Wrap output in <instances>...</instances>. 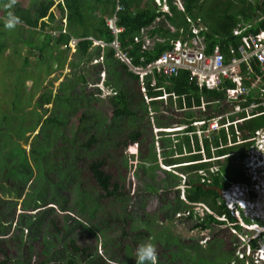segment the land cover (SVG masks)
I'll list each match as a JSON object with an SVG mask.
<instances>
[{
  "label": "trees",
  "instance_id": "obj_1",
  "mask_svg": "<svg viewBox=\"0 0 264 264\" xmlns=\"http://www.w3.org/2000/svg\"><path fill=\"white\" fill-rule=\"evenodd\" d=\"M164 1L167 10H164L161 5H157L154 0H31L26 7L15 3L13 14L19 20L25 21L26 26L49 27L46 31L43 29L39 31L41 40L39 43H33V38L30 36L22 37L30 49L29 53L36 55L38 59L46 57V48L52 55L51 52L55 47L59 48L60 45L68 47L69 35L81 37L76 43L75 50L71 53L72 57L69 61L71 73L60 82L53 100H50L51 107L49 109L42 107L43 113L49 112L48 115L44 117L43 113L38 112L36 117L32 118L34 121L31 128L33 132L29 133H33V139L29 153L26 154L25 149L19 148L18 145L16 148H11L15 152L14 155L9 154L5 148L0 151L1 158L5 162L10 159L11 165H13L9 167L13 173L12 178L22 177L20 184L16 185L10 181L8 183L11 185L5 188L12 194L14 199L12 201L17 202L18 198L23 197L22 211L14 222V226H20L19 231L23 238L20 236L17 239V236L11 233L7 237L13 241L19 251L16 256L20 259V264H31L34 240L42 255L36 264H50L54 259L56 262L54 264H135L126 251H132L134 248L132 245H128V241L130 243L137 242V237L146 236L147 231L132 230L129 233L126 230V228L130 230L132 227V216L127 211L130 196L122 190L119 181L113 179L112 174L105 170L109 164L102 157L81 162L77 154L80 150H84L86 151L85 156L89 157L103 151L112 159L118 149L121 156H124L126 153L124 150L128 144L139 143L145 138L144 131L150 125L149 113L151 111L153 112V122L157 127H168L171 124L170 121L164 122L163 118H173L174 116H178L176 119L178 124L186 125L180 131L182 134H178L179 132L176 131L169 135L163 129L158 130L163 155L162 162L168 165L172 164V169L160 168L165 176L156 182L160 183L162 187L166 186V190H169L180 181V177L174 176L173 172L186 173V184L191 185H187L185 188L187 201L204 202L214 213L226 215L230 222L234 220L228 214L224 203L219 201L220 197L217 191L211 188L205 189L203 186L213 185L225 189L231 182L249 184V177L233 161L235 156L225 157L215 162L199 161L187 166H177V164L186 161L185 159L200 160L202 151L211 158L213 153L210 149L211 144L218 145L219 141L226 143V135L222 129L218 135L212 134L211 142H209L211 140L209 137H204L203 144L200 146L195 126L191 123L196 117L204 120L212 116L213 113L204 116L206 112L201 111L199 106L201 100L206 102L205 107L207 108L210 106L207 102H215L218 99L219 101L215 104H219L224 96V90L222 88L198 87L190 79L187 69H180L176 75L172 76H166L161 71L157 73L153 70L144 75L141 82L136 73L114 57V51L110 46L93 44V40L109 43L114 39V34L106 25V18L115 14V23L122 26V31L117 33L116 39L120 41L122 49L127 50L131 62L135 65H144L158 57L163 51L170 50L172 48L169 43L170 39L189 42L193 35V28H197L198 35L203 36L206 53L212 52L213 48L218 46L223 54H228L230 48L241 43L242 35L248 32L256 33L259 29L264 28V0H181V8L178 7L175 0ZM0 2L5 8L8 0H0ZM118 2L122 8L116 10ZM53 5L55 10L51 9ZM5 9L7 10V8ZM21 9H26L28 16H24L20 12ZM6 10L4 14H6ZM63 18L66 19L67 32L59 30L62 28ZM2 24L0 21V26ZM23 26L25 25L23 24ZM237 26L241 28L247 26V29L244 28L245 30L234 34L233 29ZM30 27L27 26V30H31ZM143 28L146 35L152 39V45L148 49H142L141 42L134 41V37L139 36V31ZM50 29L55 30L50 31ZM56 29H58V33ZM90 36L92 38H89ZM5 44L0 42V53L4 51ZM99 57L101 60L98 59ZM92 60L95 61L92 62ZM23 63L24 65L30 63L27 55L24 57ZM56 66H62V62L58 61ZM101 71L104 73L102 83L111 90L107 99L115 111L89 115L85 109L97 100L96 94L99 93V88L97 85H93V91L88 94L86 91L88 80L85 74L91 79H95L94 81H98ZM225 85L229 86L231 82L226 80ZM55 99L61 102L53 104ZM47 100L43 102L46 103ZM163 100L167 101L163 103ZM249 100L251 101V98ZM224 106L226 105L224 104ZM163 107L168 110L167 116L161 112ZM207 112L209 113V111ZM240 114L243 113L240 112ZM72 117L76 118V125L66 131L65 127ZM122 121L124 122L122 123ZM41 122H43V126L36 133V127ZM206 125L207 123H204L201 128H206ZM260 126H264V114L250 117L241 129L250 131ZM230 127L232 128V126ZM54 129L57 131L56 150L59 151L55 158H58L59 166H57L55 177L46 168L43 173L38 175L33 170L31 163L40 161V155L49 153L47 148L50 146V141L53 140L52 131ZM162 134L167 135L162 136ZM243 135L245 136V134ZM92 148L96 150L91 151ZM200 148H202L201 153L198 151ZM234 149L236 156L242 158L244 150L241 145L218 148L215 153L220 155L224 151L231 152ZM184 150L186 153H182ZM146 156H142V150L139 151V161L135 164L134 169L135 176L142 183L140 187H137L141 199L153 194L157 189L154 168H158V164L156 161L149 163L151 159ZM214 163L218 164V168L215 171H210L209 166ZM123 166H127V155L123 158ZM198 170L206 173L204 179L207 181L200 182L203 176L197 172ZM85 171L90 173L95 190L89 191L85 187L87 184V180L83 178ZM6 172L5 168L4 173L6 174ZM41 175H43L44 183L39 185L40 188L38 186V192L35 194L29 192L28 188L32 186L34 176ZM171 176L176 179L171 180ZM164 190L162 189V192ZM71 194L72 199L70 198ZM82 196L89 198L93 203L88 211V218L84 220L80 219L84 211ZM49 203L58 204L59 212L57 213L64 214V217H59L58 214L52 212L53 206L47 205ZM66 203L70 204L72 209ZM15 204L10 207L11 210L4 218L13 221ZM141 205L143 206L144 202H141ZM186 209L190 210L189 214L179 216V219L188 221L190 229L205 230L213 225L224 223L208 213L202 217L195 216L190 206L179 198L178 192L171 201L164 202L161 199L160 210L163 211L164 218ZM69 211H76L81 216L75 214L73 217L68 213ZM100 211L103 213V218L96 219ZM1 214L3 215V212ZM57 217L60 221L56 219ZM233 228L245 232V229L242 230L239 224H233ZM71 229L74 230V234L77 231H85L87 237L99 239L104 254L92 253V248L89 246L79 247L76 244V239L82 237L80 235L67 240ZM24 232H26L25 235ZM7 233L8 230L0 229V235ZM162 242L164 241L162 240ZM165 242L166 250L172 249L170 246L175 244L177 248L183 247L176 237ZM210 244L207 245V248ZM58 246L64 247L60 253L56 250ZM255 246L256 241L251 240V247L255 248ZM67 247H70L74 253H71ZM194 250L197 252V248ZM0 251L5 254L3 249L0 248ZM169 251L171 253V250ZM163 256L160 254L157 259H162ZM176 256L178 255L176 254ZM181 257L184 259L182 255ZM201 257V252H199L194 263L191 262V264H206ZM5 259L7 260L6 256ZM172 260L173 258L169 261L165 260L163 264H170L169 262ZM161 263L160 260H157V264ZM217 263L222 264L223 262L217 261Z\"/></svg>",
  "mask_w": 264,
  "mask_h": 264
},
{
  "label": "rangeland",
  "instance_id": "obj_2",
  "mask_svg": "<svg viewBox=\"0 0 264 264\" xmlns=\"http://www.w3.org/2000/svg\"><path fill=\"white\" fill-rule=\"evenodd\" d=\"M30 1L31 0H16V4L21 7H26V5L30 3ZM7 3H9V0ZM15 6L16 5H14L11 9L6 10L5 8H3V4L0 2V21H2V23L6 18L8 11H11L13 13V8ZM5 10L6 14H4ZM21 10L22 11L20 12H22L24 16H28V12L26 11V9ZM164 10H166V8ZM24 22L25 21L19 20L17 26L11 30L5 29L4 23L0 26V42L6 43L4 46V51L0 53V151H3L5 148L6 151L9 152V154L11 153L12 155H14L15 152L11 148H16V145H18L19 148L21 147L25 149L26 154L29 153L31 141L33 139V133H29L33 132L31 129L34 122L32 118H35L36 113L38 112L43 113L42 107H46L48 109L51 107L52 103L50 102V100H53L54 94L56 93L60 82L63 81L64 78L71 73L69 61L72 57L71 53L74 50L72 45H69V49L68 47H65L63 45H60V47L58 48V46L56 45L57 47H55V49H53L51 52L52 55H50V50L46 48V57L44 59H38L36 55L29 53L30 49L26 42L22 39V37L30 36L33 38V43H39L41 41L39 31L41 29H43V31H46L49 29V27H42L39 25H37L36 27H30L29 25H27L31 29L27 30L28 28H26L27 26ZM23 24L26 27L23 26ZM244 28L247 29V26H245ZM244 28L237 26L233 29V31H238L239 33L245 30ZM18 33L22 34L17 36L16 34ZM248 33L244 35H247ZM26 55L29 57L31 64L29 63L27 65H24L23 59ZM229 59H231V57ZM58 61L62 62V66H56ZM94 61L95 60H92V62ZM85 76L88 80V84L86 87V91L88 94L93 91V85H97V87L99 88V93L96 94L97 100L91 103V105H89L87 109H85L87 114H105L111 113V111H115L112 109V106L107 99V95L111 93V90L102 83V79L104 78L103 71L100 72L98 81H94L95 79H91L86 74ZM140 89L143 92L142 88ZM39 97H41V99H39ZM46 99L48 100L46 103H44L43 101H45ZM166 101L167 100H163V103H165ZM60 102L61 101L55 99L53 104H57ZM209 103L215 108L224 105L221 102H219V104H215L214 102ZM222 108L226 107L223 106ZM228 108L229 110L227 112H230L232 108ZM204 110H206V108L202 107L201 111ZM161 112L164 116H167L169 114L168 110L165 107H163ZM48 113L49 112H44L43 116H47ZM149 114L151 117L150 125L144 131L145 138H143L139 143L134 142L128 144L126 149L124 150V152H126L124 156L127 155L126 167L123 166L124 156H121V153L120 151H118V149L116 150L115 155L112 159H110L111 157L108 156V154L103 153V151L89 157L85 156L86 151L84 150H80L77 154L81 162L95 160L98 157H102L109 164L108 167H105V170L112 174L113 179L119 181L122 190L126 194H128V196H130L127 211L132 216V227H130V230H128L127 228L126 230L129 233L132 230L147 231L146 236L137 237V242L130 243L128 241V245H132V247H134L132 251L125 249L130 254V259L132 261H135V252L138 245L142 243H152L156 247L157 256L160 254L164 255L162 259H157L162 262L161 264H163V261H169L172 258L173 260L169 262L170 264H191V262L194 263L199 252H201L202 255L201 259H203L206 264H218L217 261L223 262L222 264H230L231 262L232 264L243 263L242 260L236 258L238 257V253L243 251L244 249L242 245V237H244V234L239 231L233 232L231 228H229L230 225H213L205 230L190 229V227H188V221L179 219V216H182L179 215L181 213L179 211L166 218L163 217V211L160 210L161 199H163L164 202L166 200L171 201L173 200L176 193L173 188L166 190V186L162 187L160 183L156 182L159 181L161 177L165 176L164 173L160 170V168H165V164L162 162L163 155L161 153L158 130L163 129L166 133H169V135H172L173 132L176 131L179 132L178 134H182L180 133V129H183L186 126L184 124H178L176 122L178 116H174L173 118H163L165 119L164 122L170 121L171 124L168 127H157L153 122V112L151 111ZM208 114L209 113L206 112L204 116H207ZM218 114L219 113L213 111V115L207 118L208 122L206 128L204 129L201 128L200 124V121L202 120L198 119L197 117L195 118V121L192 122V124L195 126L197 139L200 145L203 144L204 137H209V139H211L209 142H211L213 137L212 134L218 135L219 132L224 129V134L226 135V143L219 141L218 145L211 144L210 149L213 152L214 148H222L226 144L232 145V142L236 139V136L232 128L230 127L231 125L228 126L227 130L223 127L219 130L207 129L208 123H210L212 118H214ZM223 119H225V117H222L220 121L223 122ZM123 122L124 121H122V123ZM75 125L76 118L72 117L68 121L65 130L69 131L70 129L75 127ZM42 126L43 122H41L36 127V133L41 129ZM52 133L53 140L50 141V146H48L47 148L49 153L43 154L42 156L40 155V161L31 163L33 170L36 171L38 175L43 173L44 168H46V170L51 172L53 174V177H55L57 166H59V162L57 161L58 158H55L56 153L59 152L58 150H56L57 147L55 143L57 131L54 129ZM165 135L167 134H162V136ZM113 141H115V139H113ZM94 150L96 149H91V151ZM140 150H142V156L147 155L148 157H150L151 161L149 163H154L153 161H156L158 164V168H154V179L157 183L156 192L145 196V198L143 199L140 198L137 191V187H140L142 183L140 179L137 178L134 174L135 164L139 161ZM213 154H215V152ZM44 161H46V163H44ZM12 166L13 165H11L10 159L5 162L0 156V221H2L0 222V229L8 230L7 234L0 235V238L2 239V241L0 242V248L5 251V254L0 251V264H20V259H18L16 256L18 255L19 251L16 245L13 244V241L7 238L10 233L16 235L17 239L20 236L21 238H23V235L20 234L19 231L20 226H14L17 215L22 211L21 201L23 197L18 198L17 202H14L12 201L14 200L12 194H10L5 189L6 187H9L11 185V183H8L10 181H12V183H15L16 185L20 184L22 181V177L17 176L12 178L13 173L9 169V167ZM5 168L7 169L6 174L4 173ZM174 174V176H176L177 172L174 171ZM174 176H171L170 179H176V177ZM183 177L184 175H181L180 183L182 182ZM83 178L87 180V184H84L85 187H87V190H95L94 186L92 185L94 184V181L91 179L90 173L88 171H85ZM41 183H44L43 175L39 177L34 176L33 184L28 188L29 192H32L33 194L38 192L37 188ZM181 188L182 186L180 185L179 198L182 192ZM162 189H165L164 192H162ZM72 197L73 196L71 194L70 198L72 199ZM81 199L84 205V211L83 216L80 217V219L84 220L85 218H88V211L93 206V203L89 198H86L84 196H82ZM141 202H144L143 206L141 205ZM14 203H16L13 209L15 215L13 221H10L9 219H6L4 217L7 215L8 211L11 210L10 207ZM47 205L53 206L52 212L58 214V204L49 203ZM68 206L70 207V204ZM2 212L3 215L1 214ZM73 212L69 211L68 213L73 217H75V214L81 216L76 211ZM58 215L59 217H64V214ZM102 218L103 213L102 211H100L96 219ZM56 219L60 221L58 217ZM71 230L70 235L69 233L67 235V240H69L70 238H77L80 235L82 237L76 239V244L79 245V247L83 245L89 246L92 248V253H97L98 255L104 254V249L101 247V242L99 239L95 240L91 237H87L85 231H77L76 234H74V230ZM25 233L26 232H24V235ZM174 237L179 239V242L183 247L177 248L175 244L174 246H170V248L172 249L166 250L165 241L169 242V240H173ZM245 239L248 240L247 238ZM262 239H264V237H262ZM162 240L164 242H162ZM212 240L214 241L211 242ZM208 244H210V246L207 248ZM32 245L34 250L31 252L30 260L31 264H36L40 261L42 255L35 240ZM263 245L264 243H261V245L259 246V251L256 250L251 252L250 255H248V258L244 260V262L247 261V263L243 264H249V262H252V257H254V259H261L262 257H264ZM247 247L248 246H246V249ZM63 248V246H58L56 250L58 253H60ZM195 248H197V252L194 250ZM67 249L70 250V247H67ZM169 250H171V253ZM70 252L74 253L71 250ZM172 254L174 257L172 256ZM176 254L178 256H176ZM181 255L184 257V259L181 257ZM5 256L7 257V260H4ZM52 261L53 262H51L50 264L56 263L55 259ZM261 264H264V261Z\"/></svg>",
  "mask_w": 264,
  "mask_h": 264
},
{
  "label": "built area",
  "instance_id": "obj_3",
  "mask_svg": "<svg viewBox=\"0 0 264 264\" xmlns=\"http://www.w3.org/2000/svg\"><path fill=\"white\" fill-rule=\"evenodd\" d=\"M176 4L179 8L182 7L180 0H177ZM118 8H120L119 5L117 6V9ZM115 21V14L107 19V24L115 36L114 39L106 45L113 49V55L117 60L125 63L131 71L139 75L140 81H142L143 75L152 72L153 70L157 73L161 71L166 76H172L176 75L180 69H187L189 71L190 79L199 87H205L208 89L217 87L224 77L237 83L235 86L227 87L225 102H221L222 104L225 103L227 105L232 104L231 111L218 114L212 118L211 122L208 123L207 129L219 130L223 127L227 130L228 126L233 123V131L236 136L235 144L243 145L244 157L241 162L246 175L249 177V184L239 182L234 184L233 187L238 189L246 199H254L255 203L252 204L259 207L260 201L264 203V196H262V200L255 197L256 190H260V187L258 182L254 181L257 172L261 171V168L264 170V128H257L247 137H242V131L238 128V125L235 124L238 123L240 125L248 115L246 117H243V115L235 118V120H228L225 122H221L220 119L222 117L227 118L233 112L245 111V113H248L251 111L248 106L243 105V102L245 101L244 96L254 86L260 85V94L257 95V99H263L264 97L262 95L264 87L261 86L262 81L260 77H257L253 83L251 82L247 85L243 80L249 79L248 73L244 77L237 76V70L235 67V64L240 61L246 64L256 62L258 70L264 76V30L256 33H248L247 35L242 36L241 43L230 49L231 56H233L226 64L224 63V54L220 52L218 47H215L211 53H206L203 36H199V30L193 28V35L190 37L189 42H182L180 39H170L169 43L172 46L170 50L163 51L156 59L147 62L144 65H135L131 62L127 50H123L120 41L116 39V33L122 28L116 26ZM139 32V36H135L134 41L141 42L142 49L150 48L152 45V39L146 35L144 28ZM233 33L238 34V31H233ZM77 40L78 38L71 37L70 45L74 47ZM140 59L142 60V57H140ZM260 103L264 105V101L254 102L250 104V107L254 108ZM261 181V186H264V178ZM231 193L234 194L233 191H231ZM262 209L264 211V207H262ZM249 238L250 237H247L248 240ZM248 240L245 239L246 242ZM246 246L248 247L245 253L242 251L238 253L239 257L244 258L246 254L250 255L253 251H259V246H257L255 250H253L249 244H246ZM262 258L264 259V257ZM254 263L259 264V260L255 258Z\"/></svg>",
  "mask_w": 264,
  "mask_h": 264
},
{
  "label": "clouds",
  "instance_id": "obj_4",
  "mask_svg": "<svg viewBox=\"0 0 264 264\" xmlns=\"http://www.w3.org/2000/svg\"><path fill=\"white\" fill-rule=\"evenodd\" d=\"M155 1V3L157 4V5H161L162 7H163V9H165L166 8V10H167V5L165 4V1L164 0H154ZM177 0H175V2H176ZM181 1V0H180ZM15 3H16V0H9V3H7L6 5H5V8H7V9H11L14 5H15ZM120 6V8H118V9H121L122 8V6L119 4V2L117 3V5H116V10H117V6ZM181 6H182V2H181ZM53 8V10H54V5L51 7V9ZM55 16L56 17H58L57 16V14H55ZM112 17V16H111ZM110 18V17H109ZM107 19L108 18H106V25H107V27L109 28V26H108V24H107ZM3 23H4V28L5 29H9V30H11V29H14L16 26H17V24L19 23V19H18V17H16L11 11H8V13H7V16H6V18L4 19V21H3ZM66 19L65 18H63L62 19V28L61 29H59V30H61V31H63V32H67V29H66ZM116 26H118V27H121L122 28V26H119V25H117L116 24ZM53 30H55V29H50V31H53ZM109 30L111 31V29L109 28ZM120 31H122V29L120 30ZM119 31V32H120ZM56 32L58 33V29H56ZM112 33V32H111ZM118 33V32H117ZM116 33V34H117ZM114 34V33H113ZM70 37H69V40H68V49L70 48L69 47V45H70V39H71V37H76V36H73V35H69ZM114 36H115V34H114ZM76 38H78V40L79 39H81V37H76ZM89 38H92L91 36L89 37ZM204 39V38H203ZM77 40V41H78ZM241 42V41H240ZM77 43V42H76ZM93 44H101L102 46L103 45H106L107 43H104V42H102V41H100V40H93ZM215 47H218V46H215ZM214 47V48H215ZM74 50H75V48H76V44L74 45ZM213 48V49H214ZM219 48V47H218ZM231 49V48H230ZM230 49H229V51H228V54H224L223 56H224V63L226 64V63H228L229 62V58L228 59H226L225 57H232L231 56V53H230ZM73 50V51H74ZM220 50V49H219ZM220 52H222L221 50H220ZM211 53V52H210ZM157 58V57H156ZM155 58V59H156ZM99 60H101V57H99L98 58ZM96 60V59H95ZM154 60V59H153ZM152 61V60H151ZM150 62V61H149ZM255 65H257V63L256 62H253ZM135 73V72H134ZM150 73V72H149ZM137 74V73H136ZM148 74V73H147ZM138 75V74H137ZM146 75V74H145ZM144 76V75H143ZM138 79H139V75H138ZM226 80H229L231 83H232V85H225V81ZM140 81V80H139ZM142 81H143V78H142ZM141 81V82H142ZM237 83L235 82V81H231L229 78H227V77H224L223 79H222V81H221V83L217 86V87H213V88H209V89H219V88H222L223 90H224V96H223V98H222V103L223 102H225V99H226V94H227V92H226V89H227V87H232V86H235ZM198 86V85H197ZM199 87V86H198ZM201 88V87H200ZM205 88V87H204ZM206 89H208V88H206ZM260 93H258L257 95H259ZM257 95H256V99H255V102H262V101H264V97H263V99H257ZM262 95L264 96V93H262ZM218 100V99H217ZM217 100H215V102L217 101ZM210 102H214V101H210ZM214 102V103H215ZM218 102V101H217ZM254 103V102H253ZM225 104V103H224ZM250 104H252V103H250ZM250 104H243V105H245V106H248V108L249 109H251V111H249L248 113H245V111H239V112H233V113H231L233 116L232 117H230L231 116V114L229 115V117L228 118H225L224 119V121L223 122H225V121H230V120H235V118H237V117H240V116H243V117H246L247 115H248V117L243 121V122H241L240 123V125L238 124V123H236L235 125H238V128L242 131V137H247L249 134H251L255 129H257V128H255L254 130H250V131H246L245 129H241V127L244 125V123H245V121L247 120V119H249L250 117H253V116H256V115H260V114H264V105H262L261 103L259 104V105H257L256 107H254V108H251L250 107ZM225 105H227V104H225ZM232 105V104H231ZM259 107H261V108H259ZM232 108V107H231ZM240 112H242L243 114H240ZM208 122V120L207 119H204V120H202V122L200 121V124L201 125H203L204 123H207ZM231 126H232V130H233V123H231L230 124ZM258 128H264V127H258ZM234 132V131H233ZM243 134H245V136L243 135ZM228 143V142H227ZM233 144L232 145H235V146H237V145H241V146H243L242 144H235V140L232 142ZM231 144L230 145H225V146H223L222 148H224V147H230V146H232ZM211 148V147H210ZM216 149H218V148H214V152H215V150ZM202 151V150H201ZM201 151H200V153H201ZM213 152V151H212ZM213 152V153H214ZM182 153H186V151L184 150V152H182ZM212 153V156H211V158H209V157H206V155L204 154V152L202 151V155L204 156V157H201V159L200 160H195V161H189L188 159H185L186 161H183V162H181V163H179V164H177V166H184V165H190L191 163H194V162H199V161H211V162H213V158L214 159H217V160H219V159H223V158H225V157H234V154H235V163L236 164H238L239 166H240V168L243 170V172L245 173V171H244V169H243V165H242V158L244 157V155H243V157L242 158H238V156H236L237 154H236V150L234 149V150H232L231 152H223V154H220V155H218V156H216V154H213ZM172 165V164H171ZM171 165H168V164H165V169L166 170H170V169H172L171 168ZM216 168H218V164H216V163H214L213 165H210L209 166V169H210V171H215L216 170ZM177 172V178L178 177H180V180H181V175H184V177H183V180H182V182L180 183V181H179V184H177V185H175V186H172L171 188H173L174 190H175V193L177 194V192H178V196L180 195V192H179V189H180V185L182 186V188H181V190H182V192H181V196H180V199L182 200V201H184L185 203H187L189 206H190V208L193 210V214L196 216V215H198V216H200V217H202L205 213H208V214H211V215H213V217L214 218H216V219H218V220H220V221H224V223L223 224H227V225H230V227L229 228H231V230L233 231V232H236V231H239V232H241L242 234H244L243 236V251L242 252H244L245 253V249H246V244H249V246L251 247V240H255L256 241V246H255V248H252L253 250H255L256 249V247L257 246H259L261 243H264V239H262V237H264V225H262V223H260L258 220H260L261 219V215L263 214V209H262V207H264V203L263 204H260V202H259V204H260V206L259 207H257V206H255V205H253L254 203H255V200L254 199H246L245 197H244V195L242 194V193H240V191L238 190V189H235L234 187H233V185L234 184H237V183H239V182H231V184L227 187V188H225V189H221V188H219V187H217V188H219L220 189V193H218V195H219V197H220V199H219V201H221L222 203H224V205H225V207H226V209H227V211H228V214L234 219L232 222H230L229 220H228V218L226 217V215H224V214H222V215H218V214H216V213H214L211 209H210V207L206 204V203H204V202H197V201H194V202H189V201H187V199H186V197H185V188H186V186L188 185V186H191L190 184H186V176H187V174L186 173H181V172H179V171H176ZM193 172V171H192ZM200 175H202L203 176V178H201L200 179V182L202 183L203 181H207V179H204V176L206 175V173L205 172H203L202 170H198L197 171ZM174 173V172H173ZM179 174H181V175H179ZM175 175V174H174ZM245 175H246V173H245ZM247 176V175H246ZM248 177V176H247ZM241 183V182H240ZM243 183V182H242ZM202 185V184H201ZM203 186V185H202ZM210 186V185H209ZM216 190V189H215ZM226 191V192H225ZM231 191H233L234 192V194L233 193H231ZM251 203V204H250ZM253 203V204H252ZM51 206V205H50ZM261 207V208H260ZM179 212H181L179 215H188L189 214V212H190V210L189 209H186V210H181V211H179ZM233 224H239L240 226H241V228H242V230L243 229H245V232L244 231H241V230H235L234 228H233ZM222 225V224H221ZM254 235V236H253ZM247 237H250L249 238V240L246 242L245 241V238H247ZM264 246V245H263ZM248 258V255H246L244 258H241V257H237L236 259H240V260H242L243 262H244V260H246ZM259 260V264H261L263 261H264V259L263 258H261V259H258ZM251 261L252 262H249V264H255L254 263V257H252V259H251ZM244 263H247V261H245ZM135 264H157V251H156V247L152 244V243H142V244H140V245H138L137 246V248H136V252H135Z\"/></svg>",
  "mask_w": 264,
  "mask_h": 264
},
{
  "label": "crops",
  "instance_id": "obj_5",
  "mask_svg": "<svg viewBox=\"0 0 264 264\" xmlns=\"http://www.w3.org/2000/svg\"><path fill=\"white\" fill-rule=\"evenodd\" d=\"M262 30H264V28L259 29V31H262ZM225 58L228 59L230 57H225ZM235 67H236V70H237V76L244 77L248 73L249 79L248 80H243V82L245 84L249 85L251 82L253 83V81H255L257 79V77H260V79L262 81V85L261 86L264 87V76L260 73V71L258 70L257 66L254 63L246 64V63H243L242 61H240V62L235 64ZM231 85H232V83H231ZM259 89H260V85L259 86H254L253 88H251L250 91L244 96L245 101L243 102V104H250V103L255 102L256 95L259 93ZM263 93H264V91H263ZM249 98H251V101L249 100ZM207 103L210 105L208 108L205 107L206 102H204L203 100H201V103H200L199 106H200V110H201L202 107L206 108V110H204L203 112L209 111L208 116L210 115V113H213V111H215L216 113L221 114V113L227 112L229 110L228 107H232L231 104H228L226 106L222 105V106H220L218 108H215L209 102H207ZM223 106L226 107V108H222ZM198 107H192V108H198ZM193 121H195V120H192V122ZM222 121H224V119ZM260 127H264V126H260ZM180 130H182V129H180Z\"/></svg>",
  "mask_w": 264,
  "mask_h": 264
},
{
  "label": "flooded vegetation",
  "instance_id": "obj_6",
  "mask_svg": "<svg viewBox=\"0 0 264 264\" xmlns=\"http://www.w3.org/2000/svg\"><path fill=\"white\" fill-rule=\"evenodd\" d=\"M202 150V148L198 149V151L200 152ZM216 154V153H215ZM216 156H218V154H216ZM201 157H204L203 155H201ZM207 157V156H206ZM217 161V159L213 158V162ZM234 162H236L235 160H233ZM264 178V170L261 168V171L257 172V176H255V181L254 182H258V185L260 187V190H256V195L255 197L259 200H262V196H264V186H261V180ZM260 204H263V202L260 201ZM260 223H262V225H264V212L261 215V219L258 220ZM244 263V262H243ZM232 264V262L230 263Z\"/></svg>",
  "mask_w": 264,
  "mask_h": 264
},
{
  "label": "water",
  "instance_id": "obj_7",
  "mask_svg": "<svg viewBox=\"0 0 264 264\" xmlns=\"http://www.w3.org/2000/svg\"><path fill=\"white\" fill-rule=\"evenodd\" d=\"M203 188H205V189H208V188L216 189V191H217L218 193H220V189L217 188L216 186H213V185H210V186H203Z\"/></svg>",
  "mask_w": 264,
  "mask_h": 264
}]
</instances>
